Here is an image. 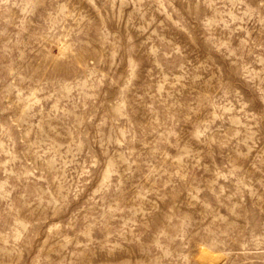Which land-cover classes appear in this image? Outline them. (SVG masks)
<instances>
[{"label":"clouds","instance_id":"obj_1","mask_svg":"<svg viewBox=\"0 0 264 264\" xmlns=\"http://www.w3.org/2000/svg\"><path fill=\"white\" fill-rule=\"evenodd\" d=\"M0 264H264V0H0Z\"/></svg>","mask_w":264,"mask_h":264}]
</instances>
